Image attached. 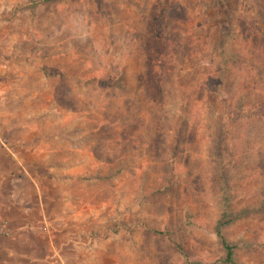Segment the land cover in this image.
Segmentation results:
<instances>
[{
	"label": "rangeland",
	"instance_id": "obj_1",
	"mask_svg": "<svg viewBox=\"0 0 264 264\" xmlns=\"http://www.w3.org/2000/svg\"><path fill=\"white\" fill-rule=\"evenodd\" d=\"M41 1L0 0V138L29 151L25 166L39 175L37 186L26 177L14 185L12 171L0 179V227L9 231L0 233V264H221V219L238 245L235 264H264V121L229 118L238 109L230 94L217 105L195 100L194 62L155 107L134 45L161 44L154 38L171 21L186 44L239 53L252 43L238 36L248 27L264 35V0ZM116 66L128 71L127 95L93 80ZM230 69L224 86L250 79ZM257 87L238 95L248 102ZM105 110L131 130L143 119L141 141L119 140L121 124L96 131ZM12 160L0 148V164Z\"/></svg>",
	"mask_w": 264,
	"mask_h": 264
},
{
	"label": "trees",
	"instance_id": "obj_2",
	"mask_svg": "<svg viewBox=\"0 0 264 264\" xmlns=\"http://www.w3.org/2000/svg\"><path fill=\"white\" fill-rule=\"evenodd\" d=\"M48 1L50 0H42L41 2ZM163 15V20H170V12L166 10V13L164 12ZM170 24L173 26L167 30L168 32H166L163 38L158 35L154 38L157 40L159 39L161 44L155 43L151 38H146V42L143 44H134L136 50L140 51L139 55L144 57V73L140 78V86L146 91L147 100L155 107L162 109L167 103L170 87L174 79L180 77L182 68H185L186 64L194 62L193 71L199 75L198 80L193 86V98H195V100L203 101L207 99L217 105L218 97L228 98L227 96L230 97L231 95L232 98L236 99V108L238 109L235 110L234 113H231L229 118L234 116L232 120H241L244 124L264 121V44H257L255 42L257 39L260 40V38H264V35L248 27L246 31L238 36L239 38L243 36V40L246 43L249 41L252 43L244 44L243 51L237 53L238 47L235 48L234 45H232V48L228 49L225 44H221L218 47L217 44H186L177 36V34H181L180 26L171 23V21ZM182 35H187V33L184 32ZM230 50H233V53L238 58L233 59L234 54L231 53ZM231 65L237 69V76L249 73L247 76H249L250 79L247 82H240L236 85L226 84V86H224L222 83L223 79L227 78L226 81L229 83L231 77L234 76L232 73L233 69H230ZM238 65H240V67H237ZM127 73L128 71L125 66H116L110 73L107 72L104 76H96L93 80L102 86H94H98L101 91H106V93L110 90V92L114 94L122 92L124 95H127L129 93V88H126L127 82L125 80ZM220 78L221 82L219 80ZM81 80V78L77 79L78 82ZM262 84L263 87L261 88ZM254 85L255 87H259L255 88L254 97L248 102L242 95H238L239 92L243 94V91L253 89ZM233 86H235V88ZM107 94L109 95V93ZM60 95L62 97H68L61 93ZM190 103L191 101H189V104L188 102L186 103L184 114L185 112L189 114L192 107ZM118 112L119 111L112 112L105 110L104 124L100 125V127H96V131L100 129V132L103 133L108 127L116 128V125L121 124V128L118 127L121 129L119 140L122 142H129V144H132L136 139L141 141V136L137 131L141 127L143 119L139 118L138 120H134L135 127L133 131L131 130V126L126 124L127 122L120 121L122 115ZM188 120V116H184V121L188 122ZM160 130L161 129L156 133L154 139L162 138ZM179 135L180 134H178L177 138ZM154 139L152 142L153 145L156 142ZM220 151L222 154L221 149ZM262 169L263 186L261 189V205L264 211V165ZM223 217H226V213ZM229 222L230 220L224 222L221 219L216 227V236L224 251V257L220 260L221 264H235L237 259L238 245L231 243L225 234V227ZM214 264H217V262Z\"/></svg>",
	"mask_w": 264,
	"mask_h": 264
},
{
	"label": "crops",
	"instance_id": "obj_3",
	"mask_svg": "<svg viewBox=\"0 0 264 264\" xmlns=\"http://www.w3.org/2000/svg\"><path fill=\"white\" fill-rule=\"evenodd\" d=\"M19 128H21V126H18ZM1 132H2V128H0ZM10 130V129H9ZM0 137H3V135H1L0 133ZM42 140L36 142L37 144H39V142H41ZM0 148L2 150H5V152L9 153V157L11 159H13L11 161H9L7 164H5L4 166L2 164H0V179H2L4 177V175L6 173H12L10 175V178L12 179V182L14 185H18L23 178H27L29 180L28 184L33 185V183H35V186H37V182L39 180V175L37 173L33 174L29 169L30 166H25V160L27 159L28 154H31L29 151H22V149H20V151H16L12 145L10 144L8 139H2L0 138ZM38 148H36V151L38 152ZM35 149V147H34ZM39 156H37V159H40V157L42 156V154L38 153ZM33 155L36 156V154L33 153ZM35 158V157H34ZM9 165V166H8ZM13 192L15 193V191L13 190ZM13 193V194H14Z\"/></svg>",
	"mask_w": 264,
	"mask_h": 264
},
{
	"label": "built area",
	"instance_id": "obj_4",
	"mask_svg": "<svg viewBox=\"0 0 264 264\" xmlns=\"http://www.w3.org/2000/svg\"><path fill=\"white\" fill-rule=\"evenodd\" d=\"M0 133H1V130H0ZM0 233L1 234H3V233L4 234H9V231H8L7 227L3 225V226L0 227Z\"/></svg>",
	"mask_w": 264,
	"mask_h": 264
}]
</instances>
